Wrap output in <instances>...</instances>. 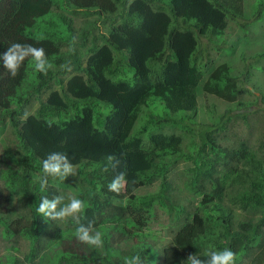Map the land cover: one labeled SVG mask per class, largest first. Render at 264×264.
Wrapping results in <instances>:
<instances>
[{
  "label": "trees",
  "instance_id": "trees-1",
  "mask_svg": "<svg viewBox=\"0 0 264 264\" xmlns=\"http://www.w3.org/2000/svg\"><path fill=\"white\" fill-rule=\"evenodd\" d=\"M64 4L92 11L109 24L107 36L99 37L100 44L91 39L95 41L86 48L83 65L73 52L60 55L63 47L75 42L83 46L84 40L83 36L71 43L68 31L72 24L67 14L50 17L53 6ZM261 8L260 2L253 18H259ZM241 16V0H0V53L14 42L32 43L44 47L49 60L58 65L47 76L36 71L35 82L26 90L22 86L30 60L15 78L0 66V124L8 119L15 129L20 162L19 167L10 164L1 171L0 235L26 238L30 242V251L24 256L27 262L125 264L126 258L139 254L144 264H153L149 253H154V247L149 240L156 229L151 222L161 210L168 215L181 210L166 179L170 166L182 154L181 137L162 129L185 121L187 116L181 113L196 111L198 88L207 68L198 36L209 41L224 31L228 17L239 21ZM40 20L46 23V30L37 36L30 29ZM250 58H264V52L244 57L246 73ZM69 60L78 72L67 80L56 79L61 88L51 90L35 112L25 117L29 96L48 89L57 73H66L61 65ZM209 73L202 89L235 100L239 89L228 65L222 63ZM155 101L161 103L160 110L146 111V119L132 133L142 107ZM229 120L223 114L215 124L203 128L197 153L184 155L194 163L185 171L187 186L202 197L191 219L162 248L164 264H182L189 253L206 258L209 248L234 251L235 264H264V154L256 157L246 141H241L237 149L223 147L220 155L212 133L221 131ZM50 152H66L74 165L89 166L67 179L76 185L75 196L86 201L81 222L94 220L104 233L103 248L80 242L74 222L58 228L56 220L37 212L42 197L60 195L55 186L42 191L33 178L42 173V160ZM109 156L119 161L114 169ZM119 172L126 174L128 184L117 195L107 185ZM129 174L134 177L128 178ZM231 184L240 190L230 201L240 209H260L262 219L240 221L232 229L236 218L222 203ZM147 185L155 188L138 196ZM212 200H216L214 215H203L202 207ZM209 235L211 243L206 242ZM122 241L132 243L119 249ZM241 256L249 260H237ZM9 261L23 264L16 256Z\"/></svg>",
  "mask_w": 264,
  "mask_h": 264
},
{
  "label": "rangeland",
  "instance_id": "rangeland-1",
  "mask_svg": "<svg viewBox=\"0 0 264 264\" xmlns=\"http://www.w3.org/2000/svg\"><path fill=\"white\" fill-rule=\"evenodd\" d=\"M262 3L261 14L258 19L253 18V14L257 12L258 6ZM231 11V7H229ZM241 12L242 16L239 21L227 18V26L224 31L213 36L211 40H207L205 36H198V40L202 41V58L207 61V68L205 69L204 76L200 82L197 95V108L195 113H181L187 116L185 121L176 123L174 125L164 126L162 131L168 134H176L181 137V151L182 154L176 161L170 166V170L167 174V181L171 184V190H173L174 196L178 206L181 210L177 213L168 215L163 213V210L158 212L156 221H152L156 230L153 236L150 238V242L153 244L154 253H149V257L155 261V264H162V248L169 244L180 225L189 221L192 217V213L196 210V206L201 199V193L191 190L187 186L186 169L194 165L192 160L184 158V155H194L201 146V131L203 128L210 124H215L221 115L227 114L230 116V120L226 127H223L221 131L212 133V136H216V143L219 147V154H223V147L227 149H237L241 141H246L248 148L255 152V156L262 158L264 154V58L256 60L250 58L248 61L251 64L249 67V73L245 72L246 61L244 57H253L257 53L264 52V0H241ZM59 13H65L71 18V31L68 34L72 35V42L79 40L84 36L82 41L83 46H79L77 42L73 45L63 47L61 54L67 52H73L75 57L81 58V64L86 60L87 51L86 48L90 46L91 40L96 38V43L100 44L102 41L99 40L100 35L107 36L108 34V21L104 20L103 17H99L92 11L83 12L74 10L65 4L60 7L53 6L50 13V17H56ZM242 23V26L240 23ZM90 27L91 31L88 32ZM93 29V30H92ZM46 30V23L42 20L30 29V31L37 36H41ZM67 33L66 29H63ZM198 41V42H200ZM216 42V45L213 43ZM74 46V51H73ZM201 57V56H200ZM54 64V69H58V65ZM71 71L66 70V73H57L55 78L50 79L49 88L42 90L39 94L34 92L29 96L27 103L25 104V113H34L38 108L40 101L45 100L48 93L53 89H60L56 82V79L67 80L72 73L78 72L75 69L73 61L69 60ZM226 63L230 68L231 74L237 79L238 92L236 99L233 101H226L219 96L206 92L202 89L204 82L210 74L209 71L216 66ZM34 62L29 63V68L26 76V81L22 86V90H26L33 82H35ZM41 93V94H40ZM152 104H156L152 106ZM161 103L155 101L150 103L147 107L143 106L141 112L138 115V119L134 125L132 133L139 130L141 123L146 119L145 114L150 108L159 111ZM101 111L105 112V108ZM70 112L71 108H70ZM249 115L247 116V113ZM245 113V116H243ZM237 114V115H236ZM56 120V117L54 118ZM97 120V119H96ZM95 120L96 124L97 121ZM102 125V122L97 124ZM144 141L147 140V133L142 135ZM19 148L17 145V138L15 129L11 126L8 119H5L0 124V186L3 181L1 171L12 165L19 167L18 158ZM5 160V161H3ZM77 172L79 170H87L89 166L87 164L75 165ZM235 166V165H234ZM39 175L36 173V176ZM128 178L134 176L129 174ZM34 179L36 177H33ZM71 182L65 181H52L49 180L50 185H54L59 188L60 195L75 196L76 185ZM155 185H147L137 192V195H147V192L152 191ZM238 186L231 184L227 187L222 203L227 204L230 213L235 216V225L232 227L236 230L240 224V221L247 220H258L262 219V211L260 209L245 208L240 209L237 205L230 201L231 197L239 192ZM146 198V197H145ZM211 201L205 203V207H202V214L214 215L213 214V203ZM67 202V200L65 201ZM215 204V203H214ZM158 211V210H157ZM210 211L212 214H210ZM62 224L73 222L71 218L66 221H61ZM217 231L215 230L212 237H215ZM206 242L211 243V236L206 237ZM132 242L123 244L121 242L119 249L122 245L129 247ZM30 251V242L22 236H10L5 237L0 235V264H9L11 256L16 258L23 264H37L27 262L24 259L25 254ZM42 255V252L37 253ZM188 258V257H187ZM187 258H183L186 261ZM38 261V258H36ZM237 260L248 261V258L241 256ZM242 262L240 261V264Z\"/></svg>",
  "mask_w": 264,
  "mask_h": 264
},
{
  "label": "clouds",
  "instance_id": "clouds-1",
  "mask_svg": "<svg viewBox=\"0 0 264 264\" xmlns=\"http://www.w3.org/2000/svg\"><path fill=\"white\" fill-rule=\"evenodd\" d=\"M26 60L34 62V70L44 76H47L49 71L54 70L55 67L49 60L45 48L42 46L37 47L32 43L14 42L8 46L5 52L0 53V66L6 69L13 78L18 75ZM61 68L71 71L69 63L61 65ZM27 115L25 113V117ZM108 160L112 164L113 169L119 164V161L113 156H109ZM105 171H108V169L105 168ZM76 175V166L73 164L72 158H70L68 153L50 152L42 160V173L37 175L35 179L43 191L50 185L49 180L71 182L67 178L70 176L76 177ZM132 182L134 183L135 181ZM127 184L126 174L119 172L108 183L107 188L109 192L120 195ZM66 200L67 202H65ZM85 208L86 201L82 198L71 195L66 198L64 195H56L51 199L47 196L42 197L37 212L43 217L56 220L55 223L58 228L63 225L61 221L71 218L76 225L75 233L80 242L96 249L103 248L104 233L95 227V221L89 219L87 223L81 222V214L84 213ZM205 257L201 258L197 253H189L188 258L184 257L187 260L182 261V264H235L236 261V253L228 248H209L205 253ZM161 263L164 264L162 261ZM125 264H144V262L141 256L136 254L126 258ZM153 264H155V261Z\"/></svg>",
  "mask_w": 264,
  "mask_h": 264
}]
</instances>
